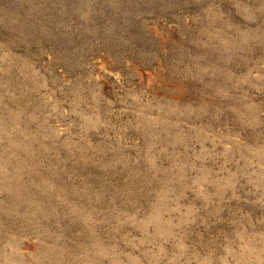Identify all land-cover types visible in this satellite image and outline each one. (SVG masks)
Segmentation results:
<instances>
[{"label":"rangeland","instance_id":"374dc122","mask_svg":"<svg viewBox=\"0 0 264 264\" xmlns=\"http://www.w3.org/2000/svg\"><path fill=\"white\" fill-rule=\"evenodd\" d=\"M0 264H264V0H0Z\"/></svg>","mask_w":264,"mask_h":264}]
</instances>
